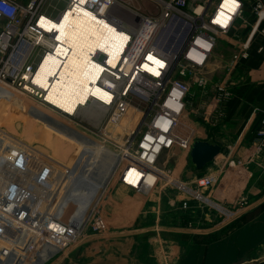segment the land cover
I'll use <instances>...</instances> for the list:
<instances>
[{
  "label": "built area",
  "instance_id": "1",
  "mask_svg": "<svg viewBox=\"0 0 264 264\" xmlns=\"http://www.w3.org/2000/svg\"><path fill=\"white\" fill-rule=\"evenodd\" d=\"M62 1L65 2V7L52 16L47 11L51 0H0V87H7L15 94L29 97L33 102L58 112L70 121L80 122L83 116L90 115L89 111L84 113L86 109L89 110L93 104L99 105L101 111L104 110L108 116L105 126L98 132L95 131L98 140L86 136L90 145L88 149L94 150L98 146L104 153L105 143L111 144L113 147L110 145L109 151L120 153V156L117 155L119 161L116 159L112 162L113 157L112 160L105 158L100 161L98 168L112 170L111 176L115 181L138 193L148 195L156 189L162 190L166 185L178 187L192 199L187 201V209H198L208 216H218L222 221L229 220L247 206L249 198L246 196H241L234 202L222 196V182L226 179L223 174L238 168L244 170V163L237 164L235 160L229 159L224 168L195 176L188 183L176 176L175 169L160 167L159 162L164 154L181 146L185 138L180 123L187 114L191 82L184 77L189 73L198 86L207 84L210 79L205 78L202 71L209 68L222 37L231 43L235 52L228 63V78L217 88L219 104L227 102L230 88L240 82L235 75L243 62L253 56L264 58V0H236L238 7L235 12L230 13L226 26L216 21L224 0L194 3H190V0H145L155 5L154 12L145 7L142 10L139 6H133L128 0ZM80 7L94 14L97 19L115 26L117 30L130 34V39L116 67L108 63L107 52L98 50L92 53V60L101 64L104 70L97 86L111 94V100L106 102L90 96L88 102L80 106L76 113L68 114L53 107L47 101V89L34 82L39 64L46 55L57 56L61 64L65 61V55L57 52L58 46L62 44L56 39L58 30L46 29L40 21L42 17L46 21H61L68 10L75 12ZM248 9L253 14V20L248 25L249 34L245 35L241 32L240 24L246 22L245 13ZM168 28L177 36L188 29L187 40L175 51H167L159 44L157 34ZM149 54L165 63L159 67V75L143 68L144 62L154 64L147 58ZM53 79H49V86ZM132 110L137 113L133 126L127 123ZM96 119L90 118L91 121ZM249 121V124L255 122L254 126L256 125L252 129L251 154L247 161L253 163L264 152V111L255 109ZM115 130L124 134L123 140L116 138ZM193 138L195 133L192 131L188 133V153L194 143ZM24 154V158H31L27 150ZM55 165L58 166L56 163ZM64 167L68 173L69 167ZM131 169L141 174L137 184L127 180V172ZM104 174L107 173L101 172L97 176L94 172L93 177L105 179ZM151 176L152 179H148ZM218 191L222 192L220 197L217 195ZM35 214H39L36 215L37 219L32 214L10 209L9 205L0 206V217L10 215L15 220H8L19 229L34 226L36 234L42 240L60 247H66L88 229L97 232L102 226L101 217L95 214L82 227L66 224L47 210ZM4 255L5 253H0V264L4 263Z\"/></svg>",
  "mask_w": 264,
  "mask_h": 264
},
{
  "label": "rangeland",
  "instance_id": "2",
  "mask_svg": "<svg viewBox=\"0 0 264 264\" xmlns=\"http://www.w3.org/2000/svg\"><path fill=\"white\" fill-rule=\"evenodd\" d=\"M128 1L142 10L144 7L150 12L155 10V5L148 1ZM193 1L190 0V3H194ZM64 7V1L51 0L47 11L55 16ZM245 18L246 22H241L240 29L246 35L249 34L248 25L253 20V14L249 9L245 13ZM262 25L264 27V22ZM187 31L188 29L177 36L171 29H165L157 34L159 44L167 51H175L187 40ZM234 52L235 48L222 37L209 68L202 71V75L210 79L207 84L198 86L195 78L189 73L184 77L191 82L187 114L180 123L185 138L181 146L164 154L159 162L160 167L175 169L176 176L182 181H189L188 133L192 131L195 134L207 133L214 124H218L216 119L222 115L219 111L222 105L219 104L217 88L228 78V63ZM237 75L236 73L235 76L240 82L230 88L227 102L223 104H227L233 98L235 89L245 80L243 75ZM228 107L227 105L226 109ZM93 108L95 109L92 110L99 113V118L95 121L90 120L91 115L85 114L88 119L83 116L80 122L70 121L58 112L33 102L29 97L15 94L7 87H0V206L9 205L10 209L32 214V217L39 215L35 212L47 210L64 223L79 227L84 226L92 215H100L104 204L99 205V202H102L107 189L114 187L112 182L115 179L111 176L112 170L98 168V164L105 156L106 159L113 157L112 162L116 159L118 162L120 153L109 151L113 147L109 143H105L104 153L97 148L98 146L94 150L88 149L90 145L86 136L98 140L95 133L105 126L104 122L108 116L104 110L101 111V108L99 110L98 105H94ZM89 110L86 109L84 113ZM136 116L137 113L132 110L128 125L135 124ZM114 135L116 138L124 139L121 131L115 130ZM25 150L31 158H24ZM60 163L69 167L68 173L67 168ZM94 172L96 175H100L101 172L107 174H104L106 176L104 179L93 177ZM137 173L133 169L128 170L127 178L136 179L134 175ZM93 186H102L99 195H89V187ZM162 194L165 196L171 194L174 197L182 195V198L192 201L184 191L170 185L162 189ZM80 195L82 197H79ZM2 217L1 215L0 253H5L2 264H74L73 257L79 252L78 248L88 245L87 232L81 233L66 247H60L53 242L42 240L36 234L34 226V228L23 226L19 229L8 220H15L10 215ZM193 220L192 227L198 226L199 220L197 218Z\"/></svg>",
  "mask_w": 264,
  "mask_h": 264
},
{
  "label": "crops",
  "instance_id": "3",
  "mask_svg": "<svg viewBox=\"0 0 264 264\" xmlns=\"http://www.w3.org/2000/svg\"><path fill=\"white\" fill-rule=\"evenodd\" d=\"M263 59L253 56L243 62L238 75H244L245 80L235 89L233 98L221 104L218 124L207 133L196 132L193 138L219 144L221 156L197 170L188 153L189 181L224 168L229 159L244 163V170L223 174L224 195L219 191L217 195L232 202L246 196L249 204L222 221L198 209L189 211L188 200L182 195L165 196L161 189L145 195L114 181V187L108 188L99 202L104 204L99 215L101 229L86 231L88 245L75 252L78 257L74 255V264H253L264 260V152L255 162L247 163L252 129L256 127L255 122L249 124V119L255 109L264 111ZM96 112L89 110L92 118L99 117ZM134 176L136 179L127 180L137 184L141 175ZM101 188L90 187L89 195H99ZM194 218L200 224L191 227Z\"/></svg>",
  "mask_w": 264,
  "mask_h": 264
},
{
  "label": "bare ground",
  "instance_id": "4",
  "mask_svg": "<svg viewBox=\"0 0 264 264\" xmlns=\"http://www.w3.org/2000/svg\"><path fill=\"white\" fill-rule=\"evenodd\" d=\"M237 7L236 0H224L216 21L226 26L229 22L230 13L235 12ZM85 13L90 15H85ZM65 15H67V20L64 19ZM61 23L64 25L63 31L58 27L55 29L58 30L59 40L62 42L58 46L57 52L65 55L64 64H61L57 56L46 55L39 64L34 82L47 89L46 98L53 107L68 114L76 113L80 106L88 102L90 96L109 102L112 95L97 86V82L104 71L103 66L92 60V53L98 50L107 52L108 63L112 67H116L130 39V34L117 30L115 26L106 23L104 20L97 19L94 14L82 7L75 12L68 10L61 21L44 20L43 24L40 22L46 29H52L53 24L60 25ZM150 56L154 59H149ZM147 58L154 64L150 65L144 62L143 68L159 75V67L164 66V61L151 54ZM157 60L160 61L159 64L156 63ZM51 77L54 79L49 86ZM92 109L95 108L91 105L90 110Z\"/></svg>",
  "mask_w": 264,
  "mask_h": 264
},
{
  "label": "water",
  "instance_id": "5",
  "mask_svg": "<svg viewBox=\"0 0 264 264\" xmlns=\"http://www.w3.org/2000/svg\"><path fill=\"white\" fill-rule=\"evenodd\" d=\"M221 154L222 147L219 144L205 140L194 141L190 150L191 162L197 170H203L208 164L214 162L221 156ZM253 264H264V260Z\"/></svg>",
  "mask_w": 264,
  "mask_h": 264
},
{
  "label": "snow or ice",
  "instance_id": "6",
  "mask_svg": "<svg viewBox=\"0 0 264 264\" xmlns=\"http://www.w3.org/2000/svg\"><path fill=\"white\" fill-rule=\"evenodd\" d=\"M85 15H90V14H89V13H85ZM64 19L67 20V15H65ZM93 19H94V17H93ZM44 20H45V18L42 17V18H41V21H40L41 24H43ZM52 27H53V28H57V27H58L61 31H63V27H64V25H63V23H61L60 25L53 24ZM56 39L59 40L60 37L57 36ZM125 39H126V37H125ZM149 59H154V58L150 56ZM156 63L159 64L160 61L157 60ZM95 67H98V66H95ZM105 95H107V94H105Z\"/></svg>",
  "mask_w": 264,
  "mask_h": 264
},
{
  "label": "clouds",
  "instance_id": "7",
  "mask_svg": "<svg viewBox=\"0 0 264 264\" xmlns=\"http://www.w3.org/2000/svg\"><path fill=\"white\" fill-rule=\"evenodd\" d=\"M11 13H9V15H10Z\"/></svg>",
  "mask_w": 264,
  "mask_h": 264
}]
</instances>
